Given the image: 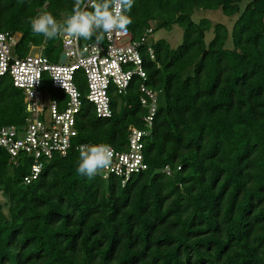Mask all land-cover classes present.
I'll return each mask as SVG.
<instances>
[{"label": "trees", "instance_id": "16d2710c", "mask_svg": "<svg viewBox=\"0 0 264 264\" xmlns=\"http://www.w3.org/2000/svg\"><path fill=\"white\" fill-rule=\"evenodd\" d=\"M241 1L134 0L126 13L134 39L150 27L153 34L175 24L183 30L176 49L155 42V60L146 65L148 86L158 92L144 139L147 170L124 186L112 175L89 179L76 171V145L104 143L121 152L129 126L146 129L135 86L111 101L109 119L83 100L71 150L43 160L30 184L31 158L11 160L0 148V264H264V0L245 6L231 50L224 48L225 26L214 25L206 45L210 22L190 19L195 9L234 16ZM73 4L0 0V32L19 35L18 57L43 47L57 62L60 35L45 42L28 21L45 12L62 21ZM23 105L9 76L0 77V126H21Z\"/></svg>", "mask_w": 264, "mask_h": 264}, {"label": "built area", "instance_id": "2783aa9c", "mask_svg": "<svg viewBox=\"0 0 264 264\" xmlns=\"http://www.w3.org/2000/svg\"><path fill=\"white\" fill-rule=\"evenodd\" d=\"M153 35L152 27L138 39L129 30L127 34L108 33L99 44L83 43L65 35L60 38L66 61L60 63L59 58L53 62L43 55V47H31L26 56L18 57L14 48L19 35L0 32V77L9 76L13 87L21 91L27 115L19 127L0 126V148L11 160L31 158L25 184L39 178L43 160L55 154L65 157L71 150V140L77 135L76 117L83 100L93 105L97 117L109 119L111 101L126 95L132 86L136 87L139 105L145 110L141 121L146 129L129 126L125 150L113 149L111 166L100 173L103 178L108 175L120 178L124 186L131 175L147 170L144 139L150 135L158 99V92L148 86L146 67L155 60ZM33 49L40 52L31 54ZM78 74L83 79V91L78 87ZM46 86L58 90L62 98H52ZM80 146L76 145L75 149L79 151ZM162 172L169 175L170 169L165 167Z\"/></svg>", "mask_w": 264, "mask_h": 264}, {"label": "clouds", "instance_id": "9594fccd", "mask_svg": "<svg viewBox=\"0 0 264 264\" xmlns=\"http://www.w3.org/2000/svg\"><path fill=\"white\" fill-rule=\"evenodd\" d=\"M133 3L134 0H74L71 14L62 21L45 12L30 18L28 22L32 32L42 35L45 42L66 33L76 40H89L95 36L99 44L105 34L128 33L133 21L126 13L130 12ZM113 154L114 150L108 144L81 145L76 171L92 179L111 166Z\"/></svg>", "mask_w": 264, "mask_h": 264}, {"label": "rangeland", "instance_id": "374dc122", "mask_svg": "<svg viewBox=\"0 0 264 264\" xmlns=\"http://www.w3.org/2000/svg\"><path fill=\"white\" fill-rule=\"evenodd\" d=\"M250 1L251 0H242L239 3V12L235 14L234 16L224 15L220 8L215 9V10L195 9L193 13L191 14L190 19L194 23H199L201 20H208L210 22L211 28L205 33V44L206 45L212 40L214 36L212 27L216 24H221L225 26L227 30V39L225 41L224 48L231 50L233 48V42H232V37H231L233 25L237 21V19L240 17L245 6ZM152 26L155 27V24H153ZM65 35H68V34L61 33L60 37L62 38ZM182 38H183V30L181 26L178 24H175L170 30L156 29L153 35V39L155 42L163 40L167 43V45L171 49H176L182 43ZM39 52H40L39 49H33L31 51V54H38ZM47 93H49V91ZM2 199L3 198L0 195V201H2Z\"/></svg>", "mask_w": 264, "mask_h": 264}, {"label": "water", "instance_id": "95a60500", "mask_svg": "<svg viewBox=\"0 0 264 264\" xmlns=\"http://www.w3.org/2000/svg\"><path fill=\"white\" fill-rule=\"evenodd\" d=\"M65 61H66V58H65L64 53H60V56H59V62H60V63H64Z\"/></svg>", "mask_w": 264, "mask_h": 264}]
</instances>
